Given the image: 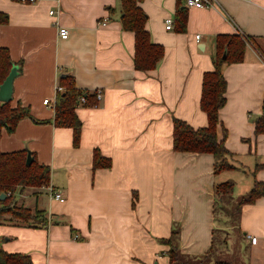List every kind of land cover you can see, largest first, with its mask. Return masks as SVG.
Masks as SVG:
<instances>
[{
  "label": "crops",
  "instance_id": "1",
  "mask_svg": "<svg viewBox=\"0 0 264 264\" xmlns=\"http://www.w3.org/2000/svg\"><path fill=\"white\" fill-rule=\"evenodd\" d=\"M140 7L151 42L164 50L147 72L134 69V34L122 29L120 0H0V12L9 18L0 25V47L20 70L10 103L28 107L32 117L12 134L2 132L0 151L30 150L50 168L48 186L16 195L31 211H44L47 225L0 224L7 253L26 255L33 264H170L164 241L175 231L181 254L200 258L213 249L216 231L230 223L214 213L215 186L231 181L239 198L254 181L264 183V134H254L264 112V0L185 7L183 33L175 29L177 0H144ZM60 27L68 30L67 39L59 37ZM218 36L249 40H243L241 62L221 67L226 103L217 137L224 128L235 169L215 173L211 154L173 150L172 121L207 126L202 78L214 70ZM63 77L89 96L85 104L77 102L78 147L71 129L53 125L54 110L44 104L55 102ZM95 150L111 160L110 168L93 169ZM47 187L62 192L65 202H56ZM235 223L239 242L249 248L241 263L264 264V196L241 206Z\"/></svg>",
  "mask_w": 264,
  "mask_h": 264
},
{
  "label": "trees",
  "instance_id": "2",
  "mask_svg": "<svg viewBox=\"0 0 264 264\" xmlns=\"http://www.w3.org/2000/svg\"><path fill=\"white\" fill-rule=\"evenodd\" d=\"M144 0H120L122 29L134 34V69L147 72L155 69L164 55L163 47L153 44L149 33L145 29L147 15L140 7ZM178 8L175 15V29L178 33L185 32L187 14L182 4L184 0H177ZM8 15L0 12V25H6ZM243 40H249L243 38ZM237 36H218L216 38V57L214 70L207 72L202 78L200 109L205 113L207 126L194 129L186 122L173 118L172 144L175 152L193 154H211L216 159L215 173L233 170L235 167L226 160L230 152L224 145L226 130L222 128L223 137H217L218 127H222L219 119V111L226 103V80L221 71L225 62L239 63L243 59L245 42ZM225 58L223 59V56ZM264 58V55L262 56ZM13 63L8 49L0 47V86L8 76ZM20 72V70L18 71ZM60 87L63 91L56 94L54 102L53 125L56 128H69L72 130L73 146L78 147L80 142L82 124L76 115L78 97L81 95L87 100L86 92L77 90L68 77L60 79ZM26 118H32L30 109L18 104L12 107L10 102L0 101V139L2 132L12 134L18 123ZM254 134H264V112L254 122ZM27 150L18 152L2 153L0 151V194L7 197L0 200V224H13L28 227H44L47 225L45 212L40 210L31 211L28 208H16L17 194L26 190L46 187L50 181V168L37 162L35 156L30 153L33 162L26 165ZM111 160L101 156L98 150L93 154V169H108ZM262 166H256L255 170ZM233 182L225 181L217 184L214 189L216 204L224 200L223 196L232 195ZM264 196V183L254 181L251 190L240 197L238 202L237 218L243 205L253 204L257 199ZM223 197V198H222ZM15 207V208H14ZM216 214V209L214 210ZM177 232L173 231L171 237L164 243L169 245L168 256L170 264H206L205 259L209 253L200 258H190L181 254L175 241ZM214 240V239H213ZM214 243V241H213ZM214 246V245H213ZM0 264H33L30 258L22 254H10L0 246Z\"/></svg>",
  "mask_w": 264,
  "mask_h": 264
},
{
  "label": "rangeland",
  "instance_id": "3",
  "mask_svg": "<svg viewBox=\"0 0 264 264\" xmlns=\"http://www.w3.org/2000/svg\"><path fill=\"white\" fill-rule=\"evenodd\" d=\"M229 158L230 156H227L226 160L229 164H231ZM26 195L28 194H24V196ZM223 197L222 198L224 200H221V202H218L216 205V217L228 219L230 225L228 224L225 232L216 231L213 249L209 253V256L206 257L204 262H206V264H242L239 256L247 257L249 255V248L246 244H244L245 240L241 239L243 242H239L241 234L239 235V232L236 229L235 222L237 219V211L239 209L238 202L240 197L235 198L233 194L225 195ZM13 201L16 204V208H27L24 203V199L18 197Z\"/></svg>",
  "mask_w": 264,
  "mask_h": 264
},
{
  "label": "built area",
  "instance_id": "4",
  "mask_svg": "<svg viewBox=\"0 0 264 264\" xmlns=\"http://www.w3.org/2000/svg\"><path fill=\"white\" fill-rule=\"evenodd\" d=\"M24 2L28 3V4H37L42 2L43 0H23ZM244 2H250L251 0H242ZM215 4V0H184V5L187 8H195V9H207L212 7ZM55 12L50 11L49 15L53 16ZM103 25H105V23H102ZM166 29L167 30H171L173 29V21L171 19H167L166 20ZM58 35L61 39H67L69 36V32L66 28L64 27H60L58 29ZM196 39H199V36H196ZM57 93L58 92H62L63 89L62 87L58 86L56 88ZM102 93L101 91H96L95 92V99L98 101L101 99ZM86 99L85 97H82L81 95L78 97V102L80 104H85L86 103ZM45 105H49L52 108H54V103L50 102L49 100H45L44 101ZM47 190L50 191L51 193V197L59 203H64L66 198L65 196L62 194V192L57 191V190H53L51 187H47ZM249 240L251 242V244H256L257 242V238L256 237H249Z\"/></svg>",
  "mask_w": 264,
  "mask_h": 264
},
{
  "label": "water",
  "instance_id": "5",
  "mask_svg": "<svg viewBox=\"0 0 264 264\" xmlns=\"http://www.w3.org/2000/svg\"><path fill=\"white\" fill-rule=\"evenodd\" d=\"M225 55L223 56V59ZM18 75V66L13 65L8 76L5 78L3 83L0 86V101L1 102H11L12 94H13V81ZM33 162V158L30 153L27 154L26 157V165H30ZM6 195L4 193L0 194V200L6 199Z\"/></svg>",
  "mask_w": 264,
  "mask_h": 264
}]
</instances>
